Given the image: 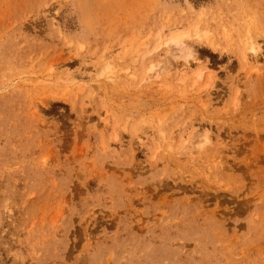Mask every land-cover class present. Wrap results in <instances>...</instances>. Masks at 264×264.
I'll list each match as a JSON object with an SVG mask.
<instances>
[{
  "label": "rangeland",
  "instance_id": "rangeland-1",
  "mask_svg": "<svg viewBox=\"0 0 264 264\" xmlns=\"http://www.w3.org/2000/svg\"><path fill=\"white\" fill-rule=\"evenodd\" d=\"M262 34L264 0H0V264H264Z\"/></svg>",
  "mask_w": 264,
  "mask_h": 264
},
{
  "label": "bare ground",
  "instance_id": "bare-ground-1",
  "mask_svg": "<svg viewBox=\"0 0 264 264\" xmlns=\"http://www.w3.org/2000/svg\"><path fill=\"white\" fill-rule=\"evenodd\" d=\"M262 38H264V34H262V36H261ZM197 38H200V36H197ZM182 44H183V42H182V39H181V36H176V37H173V38H171L170 40H169V42L167 43V45L172 49V48H177L179 51L180 50H182L181 51V55H182V57H183V59L187 62L189 59V57L191 56V54H190V50L188 49V48H185V49H183V47H182ZM245 45L249 48L248 50H249V52L251 53V55L252 56H256V55H258V53L261 51V46L260 45H257L255 42L253 43V42H251V41H248L247 40V42L245 43ZM175 50V49H174ZM173 50V51H174ZM177 50V51H178ZM263 53V52H262ZM259 56H261L260 54H259ZM165 66H166V63H165ZM104 67V66H103ZM162 67V66H161ZM184 67H188L187 66V64H185L184 65ZM108 67H106L105 66V68L104 69H101V70H99L100 72H99V76L101 77H106V76H109L111 73H109V71H107L108 69H107ZM165 69H166V67H164ZM182 68V67H181ZM171 71V70H170ZM200 75H197V78L199 77ZM108 78V77H107ZM73 80V79H72ZM75 80V79H74ZM198 139H199V137H198ZM201 144V142L199 143V145Z\"/></svg>",
  "mask_w": 264,
  "mask_h": 264
}]
</instances>
